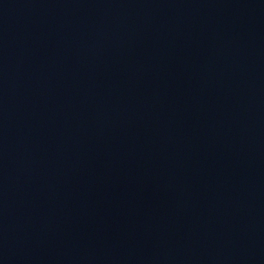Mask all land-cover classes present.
I'll return each mask as SVG.
<instances>
[{"label":"water","instance_id":"95a60500","mask_svg":"<svg viewBox=\"0 0 264 264\" xmlns=\"http://www.w3.org/2000/svg\"><path fill=\"white\" fill-rule=\"evenodd\" d=\"M0 264H264V0H0Z\"/></svg>","mask_w":264,"mask_h":264}]
</instances>
